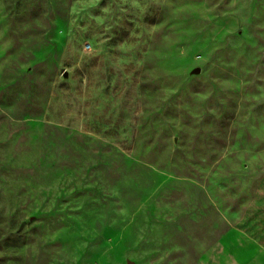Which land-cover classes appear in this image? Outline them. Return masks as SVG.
<instances>
[{"label":"rangeland","instance_id":"1","mask_svg":"<svg viewBox=\"0 0 264 264\" xmlns=\"http://www.w3.org/2000/svg\"><path fill=\"white\" fill-rule=\"evenodd\" d=\"M263 235L264 0H0V264H264Z\"/></svg>","mask_w":264,"mask_h":264},{"label":"crops","instance_id":"2","mask_svg":"<svg viewBox=\"0 0 264 264\" xmlns=\"http://www.w3.org/2000/svg\"><path fill=\"white\" fill-rule=\"evenodd\" d=\"M258 248L263 252L264 254V235L262 236V239L258 242ZM263 249V250H262Z\"/></svg>","mask_w":264,"mask_h":264}]
</instances>
